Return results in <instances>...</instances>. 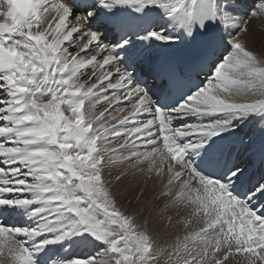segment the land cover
<instances>
[{"label": "snow or ice", "instance_id": "obj_1", "mask_svg": "<svg viewBox=\"0 0 264 264\" xmlns=\"http://www.w3.org/2000/svg\"><path fill=\"white\" fill-rule=\"evenodd\" d=\"M0 264H264V0H0Z\"/></svg>", "mask_w": 264, "mask_h": 264}, {"label": "bare ground", "instance_id": "obj_2", "mask_svg": "<svg viewBox=\"0 0 264 264\" xmlns=\"http://www.w3.org/2000/svg\"><path fill=\"white\" fill-rule=\"evenodd\" d=\"M69 23H71V24H75L76 23V21H74V20H70L69 21ZM254 27H255V29L257 30V36H259V33H260V25L257 23V24H255L254 25ZM250 43H251V41H250ZM65 46H69V45H65ZM252 46L253 47H256V48H259L260 46H261V42H260V40L259 39H257L256 41H255V43H252ZM69 49H70V51H73V52H75V51H78L77 49H73V48H71L70 46H69ZM92 54H95L94 52H91V53H88V55H92ZM99 66L97 65V68H98ZM81 72L83 73V75H81V73H78V75H80L81 76V82H87V80H88V77L91 75V72H92V69L91 68H88V69H84V70H81ZM93 82H95V81H93ZM105 87H106V85H105ZM109 92H111V91H109ZM111 96V95H110ZM106 104H104L103 102H101L100 104H98L97 106H96V108H95V111H96V113L97 114H99L100 112H102L103 111V109H104V107L103 106H105ZM108 106V105H107ZM131 106V104L130 103H128L127 101H125V102H123V104H121L120 105V107H123V108H125L126 110H128V108ZM86 107H87V102H86ZM118 110V109H117ZM117 111H112L111 109H110V114L112 115V114H115ZM128 112V111H127ZM127 112H126V114H127ZM119 115H123V114H121V113H118ZM117 114V115H118ZM115 121H111V123L113 124ZM245 139H247V137H245ZM241 152L243 153V154H245V152L243 151V149L241 148ZM246 159H250L249 157H248V155H247V157H246ZM245 165V161L244 162H241V166H244ZM246 165L247 166H249V165H251V163H246ZM117 173H116V171L115 170H113L112 171V175L113 176H115ZM123 185H121L120 186V188L121 189H123ZM148 195L150 196L151 195V192H149L148 193ZM126 199H127V196H125L123 199H122V203L123 202H126Z\"/></svg>", "mask_w": 264, "mask_h": 264}]
</instances>
